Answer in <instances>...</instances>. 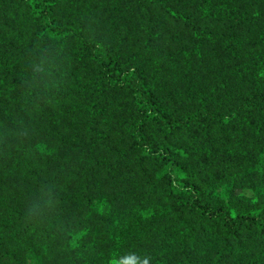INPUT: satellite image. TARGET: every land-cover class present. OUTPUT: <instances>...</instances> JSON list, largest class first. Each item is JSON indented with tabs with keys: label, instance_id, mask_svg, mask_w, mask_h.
I'll return each instance as SVG.
<instances>
[{
	"label": "trees",
	"instance_id": "obj_1",
	"mask_svg": "<svg viewBox=\"0 0 264 264\" xmlns=\"http://www.w3.org/2000/svg\"><path fill=\"white\" fill-rule=\"evenodd\" d=\"M12 1L21 7V15H15L16 11L12 9V23L8 20L0 23L12 30V39L0 43L5 49L0 48V87L13 75L19 77L18 67L22 66V74L33 78L40 75L46 84L39 86L40 91L33 89L26 94L14 90L17 99H25L30 105L40 107V114L43 111L44 118L52 126V115L60 124V116L71 107L70 100H76L73 93L77 92L81 107L77 106L79 111L76 112L87 120L84 129L67 135L71 150L78 153L73 156L80 169L76 170L73 187L70 186L72 193L65 196V188L62 193L51 190L58 175L41 179L34 173V166L21 162V148L29 149L27 138L24 136L23 139L21 127L13 130L11 118L1 117L0 111V166L7 174H13V166H23H20L19 173L25 179L31 176L27 180L28 191L35 187L38 191L30 202L35 214L30 227L21 228L22 234L18 236L5 233V237L10 242L17 241V245L6 248L2 238L0 264H44L49 256L61 259L60 264H142L132 261L133 254L138 255L132 247L142 233L138 228L153 219L136 206L128 218L112 226L121 227L122 234L126 235L122 243L120 239H114L113 248L111 236L114 235L109 231L102 234L109 243L98 247L81 245L72 237L64 240V233L59 230L55 233L54 225L63 219L67 222L76 219L81 230L87 232H94L101 225L109 226L110 218L98 220L99 223L91 219L111 215V199L105 198L106 185L101 179L107 175L114 177L122 199L130 202L132 200L127 198L133 186L140 176L148 174V168L154 166H160L157 175L166 178L170 194L180 198V216H191L196 222L193 226L182 219L185 238H181L176 256H169L167 260L174 264H197L206 244L213 240L216 248L209 255L208 264H264V198L254 196L253 202L261 207L252 205L240 211L235 210L231 200H227L230 197L238 200V188L247 190L252 187L245 183L251 176L249 158L229 160L228 155H222L217 165L222 169L211 176V181L203 184H200L202 170L214 167L203 165L189 176L183 164L184 156L193 162L203 157L207 132L213 126L228 130V122L240 113H256L264 118V84L260 89L252 88L240 95L238 102L223 100L210 105L195 102L196 94L190 87L175 92L170 76L155 70L149 63L152 46L154 42L156 46L159 44L160 37L172 39L174 44L178 41L181 62L191 54L203 55L206 52L203 50L216 38L203 29L210 21H223L228 32L233 28L235 31L246 28L248 37L242 42L251 41V52L263 54V43L251 39L252 32L246 18L251 12L264 9V0H254L260 4L254 11L250 0H223V3L222 0H204L215 10L205 9L202 15H198L195 8L198 3L193 0H91L90 8L87 0ZM225 1H229L228 6ZM186 8L188 11H183ZM2 12L0 10V14ZM25 18H29L37 42L36 47L26 54L22 51L21 41L24 32L21 20ZM257 27L259 31L264 29V12ZM194 32L197 39L192 36ZM186 35L191 38L180 40ZM55 57L64 61L65 72L54 90ZM59 70H62L60 66ZM9 91V87H5L4 92ZM46 98V102L50 100L48 104L44 103ZM125 113L132 120L128 124L127 139L133 142L132 153L139 168L135 175L127 172L128 165L126 168L102 165L98 153L100 141L96 133L100 123L97 121L110 119L112 115L122 117L121 114ZM52 141L51 137L47 140ZM106 155L109 156V152ZM223 169L237 171L228 178L220 172ZM52 178H56L54 182H50ZM63 184L66 186L65 179ZM218 195L226 197L227 201L225 198L218 201ZM0 210L9 214L10 225H13V215L17 224L25 218L24 212L15 208L13 202L0 206ZM28 221L30 218L24 220L23 225ZM245 230L249 233L243 240L241 233ZM254 232L258 242L253 241ZM19 247L25 256L17 257L15 261Z\"/></svg>",
	"mask_w": 264,
	"mask_h": 264
},
{
	"label": "rangeland",
	"instance_id": "obj_2",
	"mask_svg": "<svg viewBox=\"0 0 264 264\" xmlns=\"http://www.w3.org/2000/svg\"><path fill=\"white\" fill-rule=\"evenodd\" d=\"M193 1L198 3L195 5L198 15H202L206 10L210 12L211 9L215 10L207 6L204 0ZM90 2L91 0H87L86 2L89 8L92 6ZM225 2L228 6L229 1ZM250 3H252L253 11L260 5L254 0H250ZM12 9L16 11L15 15H21V7L15 1L0 0V10L3 11L0 14V23L2 20H8L12 23ZM183 11H188V8ZM263 12L264 9L259 12H251L246 18V22L252 32L251 39L254 42L260 40L264 46V29L261 31L257 29L258 24L262 20ZM183 24L185 23L183 22ZM21 26L24 30L21 34L22 51L26 54L36 47L37 42L34 41V34L30 29L29 18L22 19ZM203 29H206L216 37L214 42L210 43V47L208 46L203 50L206 51L203 55L191 54L184 57V62H181V48L177 45L179 44L178 41L174 44L171 42L172 39L160 37L159 44L156 46L154 42L150 51L149 63L151 67L160 71L162 74L164 71L168 77L170 76L171 85L175 89V92L187 87L192 88L196 94L195 102L203 101L206 104L210 103V105H213L212 102L218 104V102L223 100L238 102L240 95L246 94L252 88L260 89L262 87L261 85L264 84V53L260 54L254 50L251 52V41L246 40L242 42L246 39L245 37H248V30L241 28L235 31L233 28L228 32L226 24L223 21L207 22L204 24ZM229 34H231V37ZM192 36L194 39H197L195 32ZM190 38L189 35H186L180 40L186 41ZM10 39H12V30L0 24V43L2 40ZM190 45L191 43H188V46ZM0 48L5 50L1 44ZM244 50L248 51V53ZM53 60L55 78L52 81L55 83V90L56 83L59 82V77L65 72V65L60 57H55ZM59 66L62 70H59ZM18 68L19 77L15 78L13 75L11 79H7L4 85L0 87L1 117L8 116L11 118L13 130L21 127L23 130V139L24 136L27 138L29 149L21 148V162L26 166H34V173L41 179H44L45 176L51 178L53 175H58V180H55L57 177L50 180V182H54L53 180L56 181L51 190L62 193V190L65 188L63 194L66 196L70 192L72 193L75 173L76 170L78 171L80 169L76 158L73 156L78 153L71 150V145L67 143V135H71V132L75 133L84 129L87 120V118L81 116L80 112H76L78 110L77 106L79 108L81 107V103H78V93H73L77 98L76 100H70L71 107L65 110L63 115L60 116V124L57 123V118L52 115L51 126L44 118L45 113L42 111V114H40V107L36 108L30 105L25 99H17L15 97L14 90L26 94L33 89L40 91L39 86L46 84L39 77L40 75L33 78L26 73L22 74L21 69L24 67L19 66ZM246 76H248L246 80L243 82L239 81ZM5 87H9L10 91L4 92ZM206 90L208 91L205 92ZM216 92L218 93L215 95ZM201 94L205 97L199 96ZM44 97L43 95L42 99ZM46 100L48 98L44 100V103L48 104L50 100L48 102ZM126 112L131 115L129 110H126ZM121 116L112 115L110 119L97 121L100 123L99 130L96 133L100 141L98 153L102 159V165L106 167L114 165L120 168H126L128 165L127 172L129 174L133 172L135 175V173L139 172V168L132 153L133 142L127 139L128 124L132 120L126 113L121 114ZM234 117L236 118L234 119ZM234 117L228 122V130L213 126L207 132L208 141L204 149L203 157L193 162V160H188L184 156L183 164L186 174L189 176L203 165H212L214 169H203L200 174V184H203V182L211 181V176L216 171L222 169L221 165L217 166L222 155H228L229 160L249 158L251 176L249 178L247 177L248 181H245V183H247L246 185L248 187H252L247 190L238 188V200L230 196L227 199L233 202L232 206L235 210L240 211L248 209L252 205L261 207L258 203L253 202L254 196L264 198V118L259 117L256 113L252 114L250 112L236 114ZM49 137L52 138V142H47ZM19 139L21 142L20 137ZM156 139L160 141V138L157 136ZM106 152H109V156L106 155ZM20 166H13V174H7L4 168L0 166V206H6L10 202H13V206L23 211L25 215V218L20 220L18 224L13 215V225H10L9 214L4 210H0L1 253H3L1 247L2 238L6 248L14 247L18 243L17 241L10 242L5 237V233H11L13 236L22 234L21 228L22 230L29 228L32 218L35 217V214L31 211L30 202L33 195L38 193V191L35 189L36 187L28 191L27 180L29 181L31 176L25 179L19 173L22 170L21 167H23ZM159 167L154 166V168H148V174L139 177L137 183L133 186V191L127 198L128 200H132L130 202L122 199L121 190L118 184L114 182V177L107 175L101 179L104 185H106L105 198L111 199V215L104 214L101 217H93L91 219L99 223L98 220L105 221L110 218L111 223L109 226L101 225L100 227H96V231L87 232L83 229L81 230L76 223V219H70L68 222L63 219L57 225H54L55 233L59 230L60 233H64V240L72 237L81 245L92 244L103 247L109 241L102 234L109 231L114 235L111 236L113 248L114 239H120L122 243L126 235L124 233L122 234L121 227L116 226L112 228V226L116 222L124 220L123 218H128L133 211V207L136 206L153 220H149L144 224V227L138 228L142 233L136 238L137 243L133 245L132 251L137 252L139 256L134 253L132 261L142 264H174L167 260V258L172 255L176 256V250L181 245V238H185L183 220L193 226L196 225V222L191 216H180L178 213L181 202L180 198L174 194H170L165 177H158L157 172ZM236 171L237 169H223L220 172L224 173L228 178H231ZM59 175L61 178H59ZM64 179L66 186L63 184ZM14 193L19 195L16 196ZM224 198L226 200V197L219 196L220 200L218 199V201ZM73 200H75V196ZM122 205L124 206L120 209ZM28 218H30V221L25 222L23 225L24 220ZM248 233V230L241 233L243 240H245ZM180 234L181 236H179ZM253 234L255 237H253V241L258 242L256 233L254 232ZM215 248L216 244L213 240H210L206 244L203 254L200 255V261V256L198 257L197 264H208L210 261L209 255ZM20 256H25V253L19 247L15 261ZM49 257V260L46 259L43 261L44 264L61 263V259L56 257L52 258V256Z\"/></svg>",
	"mask_w": 264,
	"mask_h": 264
}]
</instances>
